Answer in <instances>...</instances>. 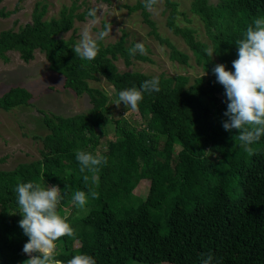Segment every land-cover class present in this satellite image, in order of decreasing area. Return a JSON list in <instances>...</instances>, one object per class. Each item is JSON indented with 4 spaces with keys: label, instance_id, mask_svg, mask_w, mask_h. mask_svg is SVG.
Instances as JSON below:
<instances>
[{
    "label": "trees",
    "instance_id": "obj_1",
    "mask_svg": "<svg viewBox=\"0 0 264 264\" xmlns=\"http://www.w3.org/2000/svg\"><path fill=\"white\" fill-rule=\"evenodd\" d=\"M164 2L171 9L168 26L185 40L197 62H213L204 51L206 44L194 37L193 30L175 23V16L181 13L176 3ZM129 9H141L144 20L153 27L146 19L143 0ZM191 10L202 21L218 61L234 71L236 41L243 38L254 18L264 17V0H191ZM46 11V4L37 1L29 22L18 30L0 31V55L16 49L27 61L40 49L51 68L63 75V87L86 93L104 119L112 122L114 137L106 139L103 148V134L87 126L82 113L59 115L39 110L49 129L44 136L33 135L42 143L40 158L20 163L13 170H0V264H22L29 258L22 252L28 237L18 223L22 219L14 192L18 182L60 187L58 212L80 240L77 246L75 238L57 241L56 259L63 264L78 254L91 255L97 264H202V256L208 254L219 264H264V136L249 154L232 139L237 130L223 129L226 96L216 76L194 77L191 83L188 75L157 77L160 91L143 94L138 106L141 121L131 123L122 115L125 106L118 116L112 114L105 93L89 88L86 78L78 74L81 71L87 77L107 54L127 60L128 49L120 41L106 47L98 41L97 57L83 61L72 49L73 39L58 34L70 30L74 18L84 15L75 14L70 7H62L58 16L46 17ZM11 12L0 10V15ZM170 56L184 62L187 55L171 46ZM105 76L117 96L130 87L140 89L142 82L151 79L139 71H112ZM30 97L26 89L12 87L0 95V107L10 109ZM156 103L159 117L153 129L150 124ZM177 131L181 138L174 151L165 138L173 142ZM78 150L107 158L96 183L89 180L85 185L87 173L79 171ZM153 179L155 187L144 199L134 193L139 183L150 185ZM68 185L71 188L65 191ZM89 188L99 198L89 195L87 205L80 209L72 203V194L76 190L88 193ZM65 208L70 211L64 213Z\"/></svg>",
    "mask_w": 264,
    "mask_h": 264
},
{
    "label": "rangeland",
    "instance_id": "obj_2",
    "mask_svg": "<svg viewBox=\"0 0 264 264\" xmlns=\"http://www.w3.org/2000/svg\"><path fill=\"white\" fill-rule=\"evenodd\" d=\"M37 1L46 4V17L58 16L62 7L73 8L75 14L84 15L83 19L74 18L70 30L58 34L64 39H73V46L80 39L81 32L87 23V12L93 7L103 8L98 11L101 18L99 24L92 28L93 34L102 30L106 24H112V33L101 41L105 47L119 41L127 49L137 42L144 43L147 49L145 55L139 53L135 57L129 55L126 60L119 54L115 57L107 54L100 59L97 68L94 67L88 72L87 77L81 71L78 72L86 78L89 88L105 93V104L110 107L115 116H118L125 105L122 103L117 107L113 104L118 96L105 76L112 71H139L151 79L159 76L188 75L189 83H191L194 77L206 73V76L214 75L215 65L220 64L202 21L191 10V0H172L176 3V10L181 12L175 16V23L182 28H191L194 37L206 44V48L213 50V62L205 63V65L197 62L185 40L168 26L171 9L166 6L164 0H160L152 11L145 9L146 19L153 23L152 28L144 20L141 9H129L142 0H0V10L12 11L7 16L0 15V31L18 30L20 25L29 22ZM216 1L208 0L210 3ZM16 7L18 9L13 12ZM171 46L187 55L184 62L171 58ZM63 82V75L51 68L50 62L40 49H35L32 58L27 61L22 59L20 52L16 49L6 50L0 55V95L12 87L26 89L31 94L26 103L16 104L10 109L0 107V170H13L20 163L40 158L38 151L42 143L34 139L33 135L44 136L49 133V129L43 124L39 110L59 115L82 113L85 117V124L103 134L100 139V146L103 148L107 146L106 139L110 140L114 137L112 122L104 119L100 109L90 103L88 95L86 93L76 94L71 89L64 88ZM159 108V103H156L150 124L153 129L157 128ZM127 111L128 115L125 117ZM122 115L131 123L139 124L141 121L138 111L132 112L126 109ZM179 137L181 138V132L177 131V137L173 142L167 138L165 142L171 143L174 151H177ZM154 187L153 179L150 185L139 183L133 191L144 199L148 191ZM63 211L68 213L70 209L65 208ZM74 244L76 246L80 244L78 237H75ZM128 264L146 263L131 261Z\"/></svg>",
    "mask_w": 264,
    "mask_h": 264
},
{
    "label": "clouds",
    "instance_id": "obj_3",
    "mask_svg": "<svg viewBox=\"0 0 264 264\" xmlns=\"http://www.w3.org/2000/svg\"><path fill=\"white\" fill-rule=\"evenodd\" d=\"M160 0H143L146 10L152 11ZM101 7H93L87 12L85 24L80 39L72 48L76 56L83 61H93L99 52L98 41H103L112 33V24H106L102 30L93 34L92 28L99 24L101 16L98 11ZM238 46L237 59L232 61L234 71H229L225 64H216L213 72L216 82L225 90L227 109L222 127L225 131L237 130L238 134L232 137L239 141L243 150L254 153L253 145L264 136V17L254 18L248 25L242 39L236 41ZM207 56L212 57L214 52L206 48ZM131 57L137 53L145 55L147 49L143 42L135 43L128 49ZM207 74V73H206ZM205 74V75H206ZM159 79L154 77L142 82L140 89L130 87L118 94L114 101L117 107L122 103L132 112L138 111L139 102L143 94L151 95L159 92ZM128 115V111L125 117ZM85 185L89 180L96 183L101 166L107 163V158L100 153L93 154L84 150L76 152ZM90 174V175H89ZM68 185L65 191L70 190ZM22 219L18 222L23 234L28 237L23 246V254L29 258L22 264H63L56 259L58 253L57 241L61 237L75 238V229L59 214L58 207L62 199V191L58 185L42 186L36 182H18L14 189ZM89 195L92 199L99 198V193L89 188V192L76 190L72 194V203L83 209L88 203ZM202 264H213L211 254L202 256ZM67 264H97L88 254H78L67 260ZM216 264L219 260L216 259Z\"/></svg>",
    "mask_w": 264,
    "mask_h": 264
}]
</instances>
